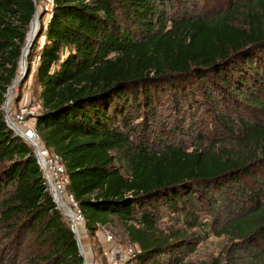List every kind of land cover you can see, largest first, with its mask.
<instances>
[{
	"label": "trees",
	"instance_id": "1",
	"mask_svg": "<svg viewBox=\"0 0 264 264\" xmlns=\"http://www.w3.org/2000/svg\"><path fill=\"white\" fill-rule=\"evenodd\" d=\"M172 2L54 0L51 11H41L19 87L32 75L38 96H30L42 103L37 131L62 158L86 236L119 221L127 243L142 248L130 259L138 264H183L190 246L180 239L196 221L208 226V219L191 210L198 191L207 194L230 180L238 186L250 163L264 162V122L258 117L240 119L245 135L235 150L175 143L157 149L134 140V113L153 106L152 93L166 86L180 91L185 83L180 94L191 95L193 84L204 85L222 94L225 105L238 96L264 110V99L251 86L264 73V0L231 4L209 15L172 14ZM35 10L34 0H0V225L19 243L32 232L50 240L54 248L47 264H86L34 148L9 128L3 109L19 76ZM211 94L208 90L206 97L214 100ZM249 198L251 206L228 219L222 232L238 241L260 234L264 243V187L251 190ZM161 203L190 228L170 236L160 232L155 212ZM99 251L106 255L101 244ZM257 251L264 264V249ZM87 259L97 264L95 256Z\"/></svg>",
	"mask_w": 264,
	"mask_h": 264
},
{
	"label": "rangeland",
	"instance_id": "2",
	"mask_svg": "<svg viewBox=\"0 0 264 264\" xmlns=\"http://www.w3.org/2000/svg\"><path fill=\"white\" fill-rule=\"evenodd\" d=\"M48 0H41L38 4L45 10V3ZM168 8L171 13L186 14H214L225 10L231 4H243L248 0H172ZM38 13L41 15V11ZM244 11L245 9H241ZM49 14L44 17L47 21ZM43 17L39 20L38 31ZM34 30L32 26L30 36ZM44 40L42 37L40 41ZM37 65V61L32 62V73ZM20 73V71H19ZM32 75L29 76L28 85L20 88L19 96L23 92L31 94L32 98L38 96L37 88L33 85ZM255 82L251 84L255 92L264 99V73L254 77ZM190 84H193L192 82ZM21 85V83H20ZM180 91L186 86L180 84ZM189 90V87L187 85ZM194 90L191 95L180 94L178 89L166 86L165 90L152 93L154 98L153 106H144L140 112L134 113L135 127L133 138L135 141H142L153 147L160 149L163 144L175 143L188 149L193 147H207L220 150L238 149L239 140L245 135L240 119L252 120L259 118L264 122V110H256L249 106L246 100L234 96L228 105L220 102L222 94L212 88L192 85ZM208 90L212 92L214 100L206 97ZM230 96H228L229 98ZM248 172L241 175L242 182L238 186L235 180L226 182V186H213L207 194L202 195L198 191L200 199L195 201V206L191 210L199 215L200 220H206L208 226L203 228L202 223L206 221H196L195 227L190 228V224L180 219V215L172 217L170 208L166 204H159L155 212L157 228L167 236L176 234L179 229H189V235L180 239L184 241L185 253L182 258L183 264H263L259 259L257 249H264L261 235L254 239L233 240L228 235L223 234L222 229L227 220L240 215L245 209L251 206V190L259 191L264 184V162L254 161L250 163ZM258 178V180H255ZM246 187L244 193L239 187ZM242 189V188H240ZM205 190V189H204ZM238 190V193H236ZM68 191V189H67ZM243 191V190H242ZM69 192V191H68ZM253 193V192H252ZM212 198V200L210 199ZM66 201L75 215L79 214L78 208L73 207L69 194L66 193ZM60 210V209H59ZM61 213L65 220L72 227V218L65 209L61 208ZM77 219V220H76ZM75 220L78 221L77 215ZM85 221V220H84ZM85 224V223H84ZM84 224L78 225L82 246L87 258L94 257L97 264H107V255L99 251L102 244L103 231L109 230L114 235L115 240L120 244H127L130 241L127 233L119 221H115L110 227L97 231L95 236H86ZM192 228V227H191ZM262 232V231H261ZM260 232V233H261ZM11 232L7 227L0 225V264H47L48 256L53 251V244L50 240H39L36 233L29 234L26 240L20 243L10 236ZM102 253V254H101ZM102 258V259H101ZM126 264H138L137 260H128Z\"/></svg>",
	"mask_w": 264,
	"mask_h": 264
},
{
	"label": "built area",
	"instance_id": "3",
	"mask_svg": "<svg viewBox=\"0 0 264 264\" xmlns=\"http://www.w3.org/2000/svg\"><path fill=\"white\" fill-rule=\"evenodd\" d=\"M54 6V0H48L45 3V10L51 11ZM38 10H44L37 2ZM40 10V11H41ZM20 88L12 90L11 97L6 98L3 106L7 125L12 129L15 135L22 137L35 150L38 163L41 166L44 181L57 204L58 209L61 210L56 195L68 193L73 207H77L79 214L76 213L79 225L85 223L84 215L78 207V203L74 196L67 191L70 183L66 167L62 158L53 153L42 141L36 123L42 111L41 101L32 100L31 96L23 92L20 98L17 99ZM72 227L73 226V222ZM102 246L107 255L108 264H126L128 260L142 253V248L134 243L120 244L115 240L114 235L109 230L103 231ZM88 262V259H87ZM89 264V262H88Z\"/></svg>",
	"mask_w": 264,
	"mask_h": 264
},
{
	"label": "water",
	"instance_id": "4",
	"mask_svg": "<svg viewBox=\"0 0 264 264\" xmlns=\"http://www.w3.org/2000/svg\"><path fill=\"white\" fill-rule=\"evenodd\" d=\"M35 2V6H36V10H35V14H34V17H33V20H32V25L31 27L33 26L34 24V20H35V17H36V14L38 12V7H37V0H34ZM44 15V13L42 12L40 17H42ZM36 36H37V31L35 30V32L33 33L32 37H30V33H28V38H27V43H26V46L23 50V54H22V58H21V61H20V70H21V75H22V78H21V82L25 79L26 77V74H27V63H28V55L30 53V50L32 48V45L36 39ZM24 68V69H23ZM14 88V85L9 89L8 93H7V98H10V95L12 93V90ZM5 108H6V103H5ZM72 230L73 232L76 234V237H77V242H78V246H79V250H80V253L81 255H83L85 257V263L88 264L87 262V256H86V252L82 246V243L80 241V238L79 236L77 235L76 233V230L74 227H72Z\"/></svg>",
	"mask_w": 264,
	"mask_h": 264
},
{
	"label": "bare ground",
	"instance_id": "5",
	"mask_svg": "<svg viewBox=\"0 0 264 264\" xmlns=\"http://www.w3.org/2000/svg\"><path fill=\"white\" fill-rule=\"evenodd\" d=\"M40 14L37 12V14H36V17H35V20H34V24H33V26H34V30H33V32H32V35H33V33L35 32V30H37L38 29V25H39V20H40ZM32 28V27H31ZM31 30V29H30ZM38 31V30H37ZM29 33H30V31H29ZM32 35L30 36V37H32ZM27 65H28V63H27ZM21 69V68H20ZM24 69V68H23ZM21 78H22V75H21V70H20V73H19V76H18V78H17V80L15 81V83H14V89H16V88H18V87H20V83H22L21 82ZM10 97H11V95H10ZM56 198H57V201L59 202V205H60V207L62 208V209H65L66 210V212L68 213V215L72 218V222L74 223L73 224V226H74V228H75V230H76V233H77V235L79 236V238H80V232H79V228H78V225H77V219L75 220V213H74V211H73V209L69 206L70 205V203H69V201H66V193H64V194H57L56 195ZM80 241H81V239H80ZM82 243V242H81Z\"/></svg>",
	"mask_w": 264,
	"mask_h": 264
}]
</instances>
